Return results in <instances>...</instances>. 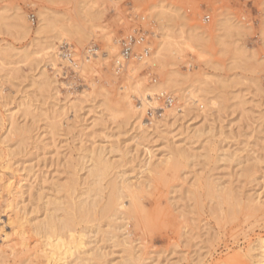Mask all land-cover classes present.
I'll use <instances>...</instances> for the list:
<instances>
[{
    "label": "rangeland",
    "instance_id": "rangeland-1",
    "mask_svg": "<svg viewBox=\"0 0 264 264\" xmlns=\"http://www.w3.org/2000/svg\"><path fill=\"white\" fill-rule=\"evenodd\" d=\"M160 1L187 35L196 26L205 34L196 38L194 54L168 52L164 71L146 65L136 79L146 77L151 86L175 72L172 77L183 87L206 81L205 92L193 91L191 96V106H199V111L184 106L168 121H163L165 100L157 95V105L148 106L144 131H139L120 98L130 85L127 65L118 72L115 56L94 59L106 51L103 33L84 38V49L73 41H56L60 63L46 50L58 31L38 33V14L43 11L59 27H103V37L120 41L119 52L123 40L141 31L152 56L160 32L148 17L149 9ZM0 15L5 19L0 24V176L14 183L12 193L0 187L2 220L9 214L18 222L35 223L53 208L46 207L48 201L66 207L71 197L78 202L90 181L86 156L103 152L112 175L92 210L94 232L86 241L89 249L101 250L104 256L75 264H121L127 259L129 244L121 247L110 237L115 219L100 217L113 175L142 183L134 195L135 206L131 198L125 199L126 232L131 251L141 255L140 264H217L230 256L247 264L242 256L264 236V210L232 217L224 205L223 218L206 184L214 181L244 199L264 196V0H0ZM18 15L26 19L29 32L17 26ZM217 20L229 21L227 28L216 26ZM24 52L29 58L24 59ZM91 55L93 67L84 70L82 61ZM131 97L133 105L140 106L142 98L136 93ZM172 104L181 105L175 99ZM13 121L27 138L10 132ZM73 180L78 190L66 193ZM28 222L23 238L10 237L16 254L6 249L7 264H19L23 257L33 261L28 264L43 263L42 240ZM85 227L78 224L76 230Z\"/></svg>",
    "mask_w": 264,
    "mask_h": 264
},
{
    "label": "bare ground",
    "instance_id": "bare-ground-1",
    "mask_svg": "<svg viewBox=\"0 0 264 264\" xmlns=\"http://www.w3.org/2000/svg\"><path fill=\"white\" fill-rule=\"evenodd\" d=\"M149 18L158 25V32H160V38L156 44V48L154 49L152 56H149L150 49L148 55H144L142 58H132L129 63L127 64L128 68V80H130L129 87H126L125 94L122 100L126 103V111L128 113V119H133L136 125L137 130L144 131V119L146 115V111L148 106L157 105V95L160 96H171L174 95V98L180 106H174L173 104L166 106L165 108V118L163 121H168V119L176 117V114L179 112V109H184L185 107L191 106V96L193 91L196 92H205V88L202 87L206 81H202L201 84L198 86H189L183 87L180 81L175 80L171 74H175V72L167 74L161 81H156L153 85H147L144 79L137 80V72L141 68L146 65H150L156 68H160L161 71H164L167 67L168 61V52L173 53L175 55H180L181 53H185V51H191L192 54L196 51L195 43L196 38L200 39V34H205V32L198 33L200 29L196 26L193 29L192 35H187L184 30L178 28L174 24V20L171 17L168 10V6L165 4L164 1H160L159 3L153 4L149 9ZM19 16V26L25 32L30 31V27L26 22V19ZM40 24L38 27V33L43 32H53L58 31V34L54 37V39L49 42L48 48L46 50H50L53 54L54 59L58 62H62V57L60 56L58 45L56 41L65 42L69 44V42H75L78 47L83 48L85 43L83 39L86 38L91 39L92 36L95 35L96 38L98 32L105 33L104 28L99 26H90L88 30H83L82 28L78 27H59L56 24V20L50 17H46V14L41 11L39 14ZM4 17L0 15V24L4 21ZM227 22H223V20H217L216 26L227 28ZM104 45H105V52L94 56V59L100 60L101 59H108L111 56H115L116 59L120 58L119 52V43L120 41L110 37H103ZM101 39V36L100 38ZM98 39V40H99ZM173 40V41H172ZM72 45V44H71ZM76 46V45H75ZM77 47V49H78ZM72 48V47H71ZM84 49V48H83ZM76 50V49H74ZM77 51V50H76ZM75 51V52H76ZM78 51H80L78 49ZM77 51V52H78ZM76 52V55L79 54ZM139 52V51H138ZM189 53V52H188ZM82 54V53H81ZM19 54H16V56ZM29 53L24 52L23 57L24 59L29 58ZM12 58V55H10ZM79 57V56H78ZM83 58V56H82ZM85 59L82 61L84 66V70L93 67V56L84 57ZM70 61V60H68ZM99 61V62H100ZM102 63V62H101ZM95 65V64H94ZM97 65V64H96ZM99 65V63H98ZM136 93L138 94L142 100L140 106L135 107L132 103L131 94ZM170 93V94H169ZM172 93V95H171ZM204 105L208 108V105L204 103ZM202 106V105H201ZM199 106H191L190 110L199 111ZM205 109V108H204ZM203 110V109H202ZM205 111V110H203ZM162 122V121H160ZM20 125L13 121L11 124V133L20 134L26 137V131L19 127ZM9 132V133H10ZM13 134H11L12 136ZM14 138V137H13ZM19 141H22L19 139ZM22 143V142H21ZM14 144V142L12 143ZM22 145V144H21ZM24 146V144H23ZM12 147V146H11ZM151 155L150 163L153 162V154L152 152L149 153ZM174 154V153H173ZM172 158V157H171ZM170 157L167 158L166 162L170 163ZM86 159H89L91 166L88 168V181L86 188L81 190V195L78 197V202L75 201L74 197H71V203L69 207L62 205L61 202H50L46 203L47 206L53 205V208H47L46 217L38 222L33 223V220L28 221H21L18 222L13 215L7 214V220H2L0 217V257H2L3 262L0 264H7L5 261V254L6 249L12 250V254L15 255V244L13 245V240L10 237L17 235L21 238L24 237V225L25 222L30 223L32 231L35 233L36 236H39L42 240V249L40 250L39 258L43 259L42 264H75V263H86L91 261L92 257L101 258L104 256V253L93 249H89L90 243L86 241L87 236L94 231H91L92 227L91 224L96 221L93 217V209L98 206L100 201L103 199L104 194V185L103 183L112 175V164L106 159V156L103 152H96L90 151ZM11 166V165H10ZM150 171V169H148ZM244 173L248 175L246 172ZM250 171H248L249 173ZM244 174V175H245ZM250 176V175H248ZM247 176V177H248ZM0 176V187H4L9 190V193H12L14 188V183L12 178L5 180ZM141 181L139 182H131L130 180H124V175L116 176L113 175V178L110 180L108 184L109 196L107 204L101 211L100 217L101 218H114V225L113 232V240L118 241V245H128L131 246V240L128 236V229L126 228L128 216L126 212V198H131L130 205H136V201L134 195L136 191L141 189ZM26 186L21 187L20 193L24 194V188ZM77 183L73 180L70 184V188L67 190L66 193L72 192L73 194L76 193L78 189ZM207 194L211 201L217 200V205L219 209H222L224 205L228 207L227 214H230L232 217H237L239 213L245 212L248 216H252L256 212L264 210V196L263 193H258L256 195H250L246 199L237 196L231 188H222L220 185L215 184L214 181L208 182L206 184ZM40 200L43 197L40 195ZM2 209V208H1ZM65 213L64 216H58L59 212ZM219 211V210H217ZM224 212V209L221 210L220 214ZM216 213V212H215ZM218 213V212H217ZM2 215V213H1ZM3 215H6L3 213ZM223 216V215H222ZM225 213L223 218L225 217ZM78 224H86L85 228H82L80 232L76 230V225ZM18 225V226H17ZM20 227V229H18ZM127 229V230H126ZM98 232V231H95ZM110 233V232H109ZM130 234V232H129ZM109 237V236H108ZM109 237V238H110ZM121 240H120V239ZM110 240V239H109ZM120 241V242H119ZM120 245V246H121ZM123 245L121 247H123ZM134 245V244H133ZM128 247V248H129ZM136 246L134 245V249ZM129 249V254L127 259H125L121 264H140V260L138 256H141L140 253L138 254V250L134 253ZM123 249V248H122ZM127 251V248H125ZM100 252V253H99ZM140 252V251H139ZM24 253V252H21ZM126 253V252H124ZM23 255V254H22ZM35 256L38 254H34ZM6 257V256H5ZM242 257L247 258V264H264V236L258 237L255 241H253L249 248ZM24 261H25V257ZM37 258V256H36ZM23 261V259H21ZM30 260V261H29ZM143 260V259H142ZM18 261L19 264H28V262L32 263L33 261L29 258L25 262ZM145 261V260H144ZM16 264V263H15ZM143 264V262H142ZM217 264H239L236 260V257L230 256L226 257Z\"/></svg>",
    "mask_w": 264,
    "mask_h": 264
},
{
    "label": "built area",
    "instance_id": "built-area-1",
    "mask_svg": "<svg viewBox=\"0 0 264 264\" xmlns=\"http://www.w3.org/2000/svg\"><path fill=\"white\" fill-rule=\"evenodd\" d=\"M122 51L120 52V58L115 60L116 69L118 72H121L127 63L129 61L136 57V58H142L144 55L149 54L148 47L150 44L147 42L146 36L141 33V31L135 32L134 34L127 37L122 42ZM140 47L141 51L136 52L135 48ZM89 53H92L90 51ZM165 100L166 106L171 105L174 103V99H172L170 96H161Z\"/></svg>",
    "mask_w": 264,
    "mask_h": 264
}]
</instances>
